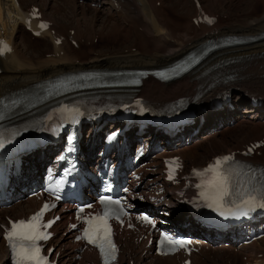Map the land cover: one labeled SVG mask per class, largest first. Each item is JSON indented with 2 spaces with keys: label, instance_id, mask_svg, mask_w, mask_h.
I'll list each match as a JSON object with an SVG mask.
<instances>
[{
  "label": "bare ground",
  "instance_id": "bare-ground-1",
  "mask_svg": "<svg viewBox=\"0 0 264 264\" xmlns=\"http://www.w3.org/2000/svg\"><path fill=\"white\" fill-rule=\"evenodd\" d=\"M16 1L17 6L11 0H0V35L11 44V53L0 56V95L14 89L26 88L64 72L95 68L120 70L165 66L191 50L196 44L202 43L211 31H217L219 35L228 36L238 44L198 64L193 73L182 77L178 82L164 85L147 77L139 93L148 101L158 104L182 96L193 97L199 92L208 100L217 90L210 89L216 82L231 79L237 89H233L234 98L230 107L208 117L203 125L199 126L198 131L186 135L189 137L187 141L169 148L160 144L163 148L158 155H154V160L160 155L173 153L180 155L185 164L200 166L219 151L228 152L247 141L259 140L264 136V107L249 106L247 98L243 96L244 90H247L251 94L264 97V6L259 11L257 7L249 6L246 13L234 15L231 20L219 19L215 26L205 28L192 25L195 8L179 10L180 15L176 22L170 23L161 2L156 5L155 0H116L118 6L111 0H79L81 4L77 0H67L73 2L70 10L72 19L68 22L64 20H67L65 8L69 6L66 0ZM29 4L39 6L42 15L54 23L56 33H64L62 22L65 21L67 29H73L72 37L75 39L76 47L69 43L55 47L49 39L50 36L45 33L38 38L30 37L23 30L21 23L22 15ZM91 4L95 7L91 8ZM86 7L91 8L92 15H85ZM99 7L102 8L101 11L108 13L109 19L106 16L102 20L99 18L100 25L96 27V19L95 21L93 19L101 12L98 10ZM207 8L209 13L216 11L209 9V6ZM56 14L60 15L54 19L53 15ZM94 37H97L95 43L92 41ZM103 37L112 44V47L107 46L105 49L102 47L105 40ZM110 49L111 51H108ZM227 61L228 64L220 66ZM242 123L245 126H242ZM155 137L156 134H153L146 139L153 140ZM261 163L264 164V160ZM164 195L167 196L168 193L165 191ZM17 198L8 209H1L0 214L7 213L17 218L32 209L33 200ZM68 239V234L56 237L52 240V245L59 249ZM232 249L234 248L225 250L221 247L220 251L222 256L225 251L232 257L234 255L231 258L234 264H264V237L247 246H240L233 251ZM258 253L260 257L256 258ZM3 254V241L0 239V264H6ZM65 257L66 253L63 252L58 259L64 261ZM197 259L199 257L193 255L192 264H196ZM226 259L232 262L228 256ZM206 261L204 255L201 263ZM153 264L174 262L168 258L157 257Z\"/></svg>",
  "mask_w": 264,
  "mask_h": 264
},
{
  "label": "snow or ice",
  "instance_id": "snow-or-ice-1",
  "mask_svg": "<svg viewBox=\"0 0 264 264\" xmlns=\"http://www.w3.org/2000/svg\"><path fill=\"white\" fill-rule=\"evenodd\" d=\"M208 22L211 23L210 20ZM40 27L44 28L46 25L41 24ZM0 48H2V50H10L6 45H3L2 42H0ZM0 54H2V51H0ZM2 146L3 145L0 144V147ZM231 159L232 157L225 156L217 159L214 164L209 165L204 172L212 173L211 179L206 180L203 185H197L198 188H204L200 195L206 200L210 199L212 203L217 206V208L223 207V201L230 195L229 178L224 174L222 165ZM197 174L199 175V173ZM169 178H171V176ZM101 203L119 205L120 201L101 198ZM241 204L244 205L243 209H241L240 205H236L239 215H244L247 211H251L257 206L264 207V202L257 205L256 198L254 196L242 199ZM47 207L48 206L45 205L40 212L27 221L20 220L10 222L11 227L5 232L4 238L8 242L9 247L15 256V264H45V259L40 255V249L37 246L36 241L48 238L47 235L40 231L39 224L40 217ZM81 211H83V209H81ZM227 211L230 215H237V212H232L231 209H228ZM223 214L224 213L221 212V215ZM108 215L109 212L105 211L103 215L92 217L90 220L86 221V223L89 224V228L84 230L85 239H87L90 244H95L100 249L102 257H105V264H107V255H111V258L115 259V246L110 240V229L107 226ZM142 219L147 221L146 217H142ZM148 222L150 223V221ZM49 226L50 224L44 225V227ZM163 242L172 244L173 249L177 245L181 247L183 246L181 241L171 240L168 236H163Z\"/></svg>",
  "mask_w": 264,
  "mask_h": 264
},
{
  "label": "rangeland",
  "instance_id": "rangeland-1",
  "mask_svg": "<svg viewBox=\"0 0 264 264\" xmlns=\"http://www.w3.org/2000/svg\"><path fill=\"white\" fill-rule=\"evenodd\" d=\"M54 1V0H53ZM78 1V3L79 4H81L80 3V1L79 0H77ZM157 2H161V7H162V9L165 11V14H166V17H167V19H168V21L170 22V23H175L176 22V20H177V18H178V15H180L179 13V10L180 11H183V10H186L187 8H189V9H194L195 7H194V3L192 4V1H190V0H188V2H187V0H163V1H161V0H156ZM200 2H201V4H202V6L204 7V9L206 8V10H208V6H209V9L211 8V10H216L215 11V13H213V14H216L217 16H219V17H223V16H225L226 17V15H228V16H230V17H226V19H230L231 20V18H232V16H234V15H238V16H240L241 14H244V13H246L245 11L246 10H248L249 8V6L251 7V6H255V8L259 11L260 10V8L262 7V6H264V0H199ZM263 1V2H262ZM66 2H67V0H66ZM174 2H176V4L174 3ZM186 2V3H185ZM189 2H191L190 4H189ZM67 3H69L68 5L69 6H67L66 8H65V10L67 9V13H66V18H67V20L66 19H64L65 21H69V20H71L72 18H71V16H72V14H71V12H70V10H71V8H72V4H73V2H67ZM75 4H77L76 2H75ZM159 4V3H158ZM157 4V5H158ZM174 6H173V5ZM263 4V5H262ZM185 5H187L186 6V8H185ZM91 6V8H94L95 6H94V4H91L90 5ZM192 6V7H191ZM91 8H87L86 7V10H85V15H92V13H93V11L91 10ZM101 7H99L98 8V10H100L101 11ZM79 11V10H78ZM241 12V13H240ZM90 13V14H89ZM228 13V14H227ZM106 13H105V11L103 12V10L101 11V12H98L97 14H96V16H94V21H95V19H96V27H99V25H100V20H99V18L102 20V18L104 17V16H106V17H108V13L105 15ZM168 14V15H167ZM58 15H60V14H56V15H53V18L54 19H56L57 17H58ZM171 17V18H170ZM108 19H109V17H108ZM63 20V21H64ZM64 21V22H65ZM59 22H62V21H59ZM62 22L63 24H64V26L67 28L68 27V25H67V23L65 22ZM119 23V22H118ZM63 26V25H62ZM72 27H75V26H72ZM96 37L93 39V42L94 41H96ZM102 39H105L104 37L102 38ZM106 40V39H105ZM99 41V40H98ZM88 44H89V42H88ZM98 45H101L100 43H98ZM102 45H104V46H102L104 49L107 47V46H110V47H112V44L111 43H107V42H104ZM96 49H97V45H96ZM108 51H111V49L110 50H108ZM243 125L242 126H245L244 125V123H242ZM204 133V132H203ZM221 248V247H220ZM225 250H227V249H225ZM229 250V249H228ZM231 250V249H230ZM234 249H232V251H233ZM226 252V253H225ZM224 252V255L222 256V261L223 262H225L226 264L228 263V262H230L229 260L227 261V256L231 259V258H233L234 257V255H233V257L231 256V255H228L229 254V252L228 251H225ZM228 252V253H227ZM227 254V255H226ZM205 256H206V254H205ZM231 256V257H230ZM226 257V258H225ZM197 260H198V262H197ZM196 260V263H198V264H207V263H201V260H199V259H197ZM225 260V261H224ZM213 261H214V259H213ZM211 262V264H216V263H214V262ZM221 261V263H223ZM231 261L232 262H230V263H232V264H234V262H233V259H231Z\"/></svg>",
  "mask_w": 264,
  "mask_h": 264
}]
</instances>
